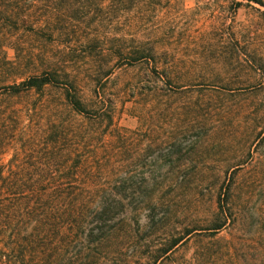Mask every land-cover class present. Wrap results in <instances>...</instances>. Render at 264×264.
I'll return each instance as SVG.
<instances>
[{
	"label": "trees",
	"instance_id": "16d2710c",
	"mask_svg": "<svg viewBox=\"0 0 264 264\" xmlns=\"http://www.w3.org/2000/svg\"><path fill=\"white\" fill-rule=\"evenodd\" d=\"M247 1L264 6V0H234V7ZM132 3L0 0V264L115 262L130 237L117 233V222L134 217L137 209L165 205L167 200L158 195L162 183L181 187L187 182L183 177L187 163L177 158L187 148L181 143L189 136L192 121L183 122L181 114L191 93L201 96L191 104L199 105L205 124L211 119L210 96L223 106L225 93L264 88V40L261 52L252 46L247 53L240 30L225 35L223 22L212 36L205 32L201 61L188 65L171 51L122 44L111 52L126 65L150 64L143 76L148 82H136L131 103L123 106L136 117L137 125L120 123L117 96L104 95L96 85L110 75L116 62L96 64L83 73L41 55L40 38L50 37L57 29L54 19L71 17L68 13L78 16L104 9L112 17L130 12L131 21ZM259 13L264 19V10ZM123 33L122 37L129 34ZM85 79L89 96L82 91ZM174 96L181 99L170 108ZM171 112L179 116L176 128L153 135L155 122L165 123ZM261 129L264 137V123L254 135ZM160 171L175 175L159 179ZM122 172L126 174L121 176ZM229 187L228 179L223 189L219 187L204 226H186L181 234L171 235L152 261L193 230L201 228L203 233L194 232L218 240L217 232L235 216ZM254 218H259L258 212ZM185 264H264V231L256 229L247 236V256L240 258L233 245L224 241L217 252L201 250Z\"/></svg>",
	"mask_w": 264,
	"mask_h": 264
},
{
	"label": "rangeland",
	"instance_id": "374dc122",
	"mask_svg": "<svg viewBox=\"0 0 264 264\" xmlns=\"http://www.w3.org/2000/svg\"><path fill=\"white\" fill-rule=\"evenodd\" d=\"M234 4V0H133L131 21L130 12H117L112 17L104 9L90 10L78 16L68 13L71 17L65 15L54 19L57 29L50 37L40 38L44 47L41 55H49L53 60L83 73L96 64L110 65L116 62L110 75L96 85L104 95L117 96L118 121L133 127L137 125L136 117L127 114L123 106L131 103L136 82H148L144 81L143 76L148 72L150 62L128 66L122 57H116L111 50L122 44L152 46L182 56L188 65L201 61L199 51L205 32L209 31L211 35L223 22L225 35L240 30V38L246 42L247 53L252 46L256 52H261L264 19L259 17V11L264 10V6L251 1L236 8ZM71 22L74 23L71 25ZM129 22L131 27H128ZM124 30L129 34L122 37ZM93 36L96 37L93 39ZM213 39L210 38L209 42H214ZM157 83L160 84V80ZM89 86L88 79H85L82 88L84 96L90 95ZM196 95L191 93L187 107L181 114L183 122L190 124L192 121L189 136L181 143L187 148L177 158L187 163L183 174L187 182L181 187L162 183L158 195L167 200L165 205L137 209L134 217H125L123 221L117 222V233L129 234L130 237L126 249L118 254L115 262L109 261L111 264H185L189 256L201 250L217 252L224 241H229L236 254L242 258L247 256V236L256 229L264 231L262 129L254 135L264 123V88L236 94L225 93L221 99L223 106H217V98L210 96L207 110L211 119L205 124L201 122L203 113L197 102V106L191 104L196 97V101H199L201 96ZM171 99L169 107L174 108L175 102L181 97L174 96ZM178 118L177 114L171 112L165 123L156 121L152 126L153 135H164L174 130ZM243 139L246 141L241 152ZM169 156L174 158L176 154ZM125 174L122 172L121 176ZM139 174L136 173V179ZM174 175L172 171H160L156 177L160 179ZM227 179L230 180V202L235 216L217 232L215 237L218 240L194 232L200 230L203 233L201 228L193 230L170 251L152 261L158 254V248L164 246L171 235L181 234L186 226H204L214 208L219 187L223 189ZM198 180H201L200 189L196 185ZM148 185L152 183L149 181ZM257 212L259 218H254ZM124 213L128 214L129 210ZM146 214L151 218L147 219ZM221 256L226 259L224 252Z\"/></svg>",
	"mask_w": 264,
	"mask_h": 264
}]
</instances>
